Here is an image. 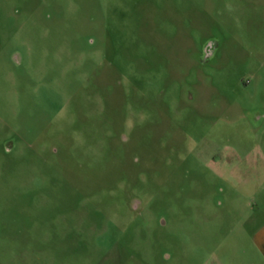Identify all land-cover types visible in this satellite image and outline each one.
I'll return each instance as SVG.
<instances>
[{"label": "rangeland", "instance_id": "obj_1", "mask_svg": "<svg viewBox=\"0 0 264 264\" xmlns=\"http://www.w3.org/2000/svg\"><path fill=\"white\" fill-rule=\"evenodd\" d=\"M262 230L264 0H0V264H264Z\"/></svg>", "mask_w": 264, "mask_h": 264}, {"label": "flooded vegetation", "instance_id": "obj_2", "mask_svg": "<svg viewBox=\"0 0 264 264\" xmlns=\"http://www.w3.org/2000/svg\"><path fill=\"white\" fill-rule=\"evenodd\" d=\"M213 43H209L204 48V56L207 58L212 55L213 53Z\"/></svg>", "mask_w": 264, "mask_h": 264}, {"label": "crops", "instance_id": "obj_3", "mask_svg": "<svg viewBox=\"0 0 264 264\" xmlns=\"http://www.w3.org/2000/svg\"><path fill=\"white\" fill-rule=\"evenodd\" d=\"M259 233L264 235V230L260 231ZM257 245L260 247L261 251L264 253V238L257 242Z\"/></svg>", "mask_w": 264, "mask_h": 264}]
</instances>
